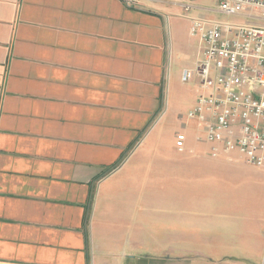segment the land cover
I'll list each match as a JSON object with an SVG mask.
<instances>
[{"label": "crops", "instance_id": "obj_1", "mask_svg": "<svg viewBox=\"0 0 264 264\" xmlns=\"http://www.w3.org/2000/svg\"><path fill=\"white\" fill-rule=\"evenodd\" d=\"M218 5L0 0V264H264V168L187 117Z\"/></svg>", "mask_w": 264, "mask_h": 264}, {"label": "built area", "instance_id": "obj_2", "mask_svg": "<svg viewBox=\"0 0 264 264\" xmlns=\"http://www.w3.org/2000/svg\"><path fill=\"white\" fill-rule=\"evenodd\" d=\"M218 10L264 21V0H219ZM190 34L201 42V58L182 73L183 83L195 76L200 81L188 119L203 126L213 158L237 153L248 165L263 169L264 26L196 18ZM176 145L184 152L182 137Z\"/></svg>", "mask_w": 264, "mask_h": 264}, {"label": "rangeland", "instance_id": "obj_3", "mask_svg": "<svg viewBox=\"0 0 264 264\" xmlns=\"http://www.w3.org/2000/svg\"><path fill=\"white\" fill-rule=\"evenodd\" d=\"M219 21L220 22H231V23H240V24H254V25H258V26H264V21L258 20H247L244 18H240V17H235V16H226L220 13L219 15Z\"/></svg>", "mask_w": 264, "mask_h": 264}]
</instances>
